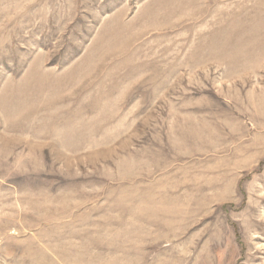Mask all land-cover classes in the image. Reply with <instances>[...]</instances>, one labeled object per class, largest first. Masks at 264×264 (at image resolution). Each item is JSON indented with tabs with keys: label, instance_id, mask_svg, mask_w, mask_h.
<instances>
[{
	"label": "rangeland",
	"instance_id": "1",
	"mask_svg": "<svg viewBox=\"0 0 264 264\" xmlns=\"http://www.w3.org/2000/svg\"><path fill=\"white\" fill-rule=\"evenodd\" d=\"M0 264H264V0H0Z\"/></svg>",
	"mask_w": 264,
	"mask_h": 264
}]
</instances>
